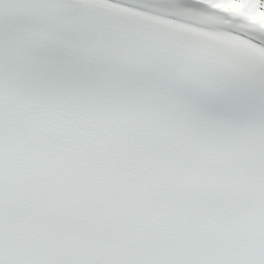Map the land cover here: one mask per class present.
<instances>
[{"label": "snow or ice", "instance_id": "snow-or-ice-1", "mask_svg": "<svg viewBox=\"0 0 264 264\" xmlns=\"http://www.w3.org/2000/svg\"><path fill=\"white\" fill-rule=\"evenodd\" d=\"M0 264H264V0H0Z\"/></svg>", "mask_w": 264, "mask_h": 264}]
</instances>
